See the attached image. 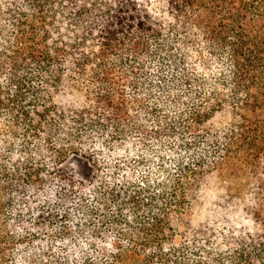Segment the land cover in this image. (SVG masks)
I'll return each instance as SVG.
<instances>
[{"label": "trees", "instance_id": "obj_1", "mask_svg": "<svg viewBox=\"0 0 264 264\" xmlns=\"http://www.w3.org/2000/svg\"><path fill=\"white\" fill-rule=\"evenodd\" d=\"M0 137V264H264V0H0ZM214 172L258 235L193 222Z\"/></svg>", "mask_w": 264, "mask_h": 264}, {"label": "rangeland", "instance_id": "obj_2", "mask_svg": "<svg viewBox=\"0 0 264 264\" xmlns=\"http://www.w3.org/2000/svg\"><path fill=\"white\" fill-rule=\"evenodd\" d=\"M233 116L231 111L218 113L213 123L221 126L229 122ZM16 148L21 151L20 145ZM11 149L14 151L15 145L6 143L0 137V164L3 167L12 168L21 160V157L15 160L10 156L9 151ZM44 156L49 157L47 154ZM63 169L84 183H88V179L94 173L92 166L86 159L74 156L63 162ZM156 177L158 175L153 176L154 179ZM192 193L195 198L192 202L191 219L196 225L222 228L233 226L257 235L258 229H262L258 222V175L255 176L248 172L242 178H234L226 175L221 176L218 172H214L207 174L199 187L194 189ZM24 217L30 219L27 215ZM60 226V221H53L47 225L48 228ZM211 262L212 260L209 261V263Z\"/></svg>", "mask_w": 264, "mask_h": 264}]
</instances>
